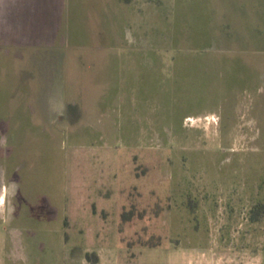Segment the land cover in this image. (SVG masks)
I'll return each instance as SVG.
<instances>
[{"label": "rangeland", "instance_id": "obj_1", "mask_svg": "<svg viewBox=\"0 0 264 264\" xmlns=\"http://www.w3.org/2000/svg\"><path fill=\"white\" fill-rule=\"evenodd\" d=\"M226 1L153 0L152 47L148 41L147 48L130 49L152 48L155 54L153 63L139 68L153 71L143 91L148 101L128 87L95 103L91 98L103 88L94 95L71 87L70 97L81 104H74L69 123L5 126L0 134V155L5 136L10 147L18 134L62 139L23 141L26 154L14 161L13 178L23 183L24 227L40 220L31 213L29 197L45 203L52 190L58 204L72 203L67 249L89 251L84 263L67 264H264V217L252 219L253 208L264 202V42L232 40L243 26L238 17L221 13ZM228 1L248 12L249 26L257 28L253 12L260 11L263 26L264 0ZM258 29L264 35V26ZM188 65L211 79L182 84L179 67ZM53 109L44 123L67 119L56 112L61 106ZM123 211L133 213L130 221H122ZM56 223L42 220L47 229L42 233H53ZM0 225L14 224L0 220ZM29 234L21 232L27 247ZM41 241L23 262L62 264L55 240L43 235ZM97 256L100 261L92 262Z\"/></svg>", "mask_w": 264, "mask_h": 264}, {"label": "crops", "instance_id": "obj_2", "mask_svg": "<svg viewBox=\"0 0 264 264\" xmlns=\"http://www.w3.org/2000/svg\"><path fill=\"white\" fill-rule=\"evenodd\" d=\"M226 2V9L221 13L227 17H238L235 21H241L243 26L241 36L232 40L264 42V35L258 29L264 26H260V11L253 12L258 24L256 28L246 24L248 12L231 7L228 0ZM153 16V0H0V94L5 95V102H0V111L5 112V116L3 112L0 114V126L42 127L44 124L61 126L62 121L63 124L65 121L69 123L70 117L76 114L74 104H81L77 98L70 97L71 87L79 92L89 90L91 94H94V89L103 88L98 91V96L94 94L95 97L91 98L97 101L95 103L112 95L120 96L128 87L139 94L143 102L148 101L149 95L143 91L150 80H154L153 71L152 68H139L148 60L153 63V55L149 54H152V48L130 49L138 46L147 48L148 41L152 47L153 24L148 21ZM229 21L228 24L234 22ZM55 50L59 52L58 57L52 54ZM56 59L59 66L55 69ZM124 62L129 65L126 69ZM258 93L261 94V90ZM57 105L61 106L57 114L67 119L48 118L55 122L44 123L45 116L53 115V107ZM7 140L8 136H5V152L0 155L4 164L3 167L0 164V176L5 177V183L0 184V220L14 225L9 227L10 230L0 225L5 236V245L3 249L0 247V264H26L22 258L34 254L36 244L41 246L43 235L55 240L62 253V264L83 262L88 248L67 249V229L72 216L69 208L71 210L73 205L66 199L58 204L52 190L49 192L51 199L43 204L33 196L28 198L31 213L40 219L38 225H20L25 222L24 215L19 212L24 188L21 179L13 178L17 170L14 161L21 153L23 156L26 154L20 144L23 141L51 144L62 139L18 134L12 138L14 145L11 147L6 146ZM85 187L82 185V190ZM92 210L96 213L98 209L93 206ZM102 215L105 216L104 211ZM48 217L55 218L57 225L53 233H42L47 230L42 226V220ZM24 230L30 232L28 247L21 235ZM99 261L100 256H97L96 262Z\"/></svg>", "mask_w": 264, "mask_h": 264}, {"label": "trees", "instance_id": "obj_3", "mask_svg": "<svg viewBox=\"0 0 264 264\" xmlns=\"http://www.w3.org/2000/svg\"><path fill=\"white\" fill-rule=\"evenodd\" d=\"M150 55H153V60L155 57V54L152 52V54L149 52ZM196 69H198V66L196 65H188V66H183V67H179V70L182 72H184L182 78H181V81H182V84L183 83H189L191 85L193 81H196L194 82L195 84H197V82H200L202 84H205V80L208 82V79H211V74L210 75H207V74H199L196 72ZM178 70V68H177ZM175 71V70H174ZM224 77V76H223ZM228 75L226 76L225 75V78H223V80L225 81L224 83H226L228 81ZM179 78V77H178ZM167 79L164 80V82L166 81ZM198 80V81H197ZM164 82L162 81L160 84L163 88V92L165 93L166 92V84H164ZM163 84V85H162ZM179 86L181 85L180 83L178 84ZM182 86V85H181ZM180 86V87H181ZM4 101L5 102V95L3 96L2 94H0V102L1 101ZM2 112H0L1 114ZM0 134H5V126H0ZM255 215L252 216V219H258V218H261V217H264V202H261V203H258L252 210ZM133 216V213L132 212H127V211H123L122 212V221L124 222H127V221H130L131 218ZM97 261V258H94V260L92 262H96Z\"/></svg>", "mask_w": 264, "mask_h": 264}]
</instances>
